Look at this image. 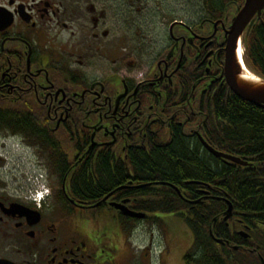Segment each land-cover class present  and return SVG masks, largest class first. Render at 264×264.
<instances>
[{
  "label": "flooded vegetation",
  "instance_id": "1",
  "mask_svg": "<svg viewBox=\"0 0 264 264\" xmlns=\"http://www.w3.org/2000/svg\"><path fill=\"white\" fill-rule=\"evenodd\" d=\"M159 9L156 0H0V134L32 148L50 187L39 207L0 177V264H156L153 229L163 211L155 205L165 195L173 204L175 193L184 215L206 219L214 264H264L263 159L250 145L230 154L207 142L239 162L218 158L203 142L226 84L231 21L217 24L209 12L193 26ZM178 142L191 153L177 158V182L142 173L141 164L156 165ZM183 158L199 166L211 159V174H194ZM227 169L236 198L221 178ZM113 202L147 216L127 217ZM147 233L135 255L132 237ZM163 254L160 263L174 264Z\"/></svg>",
  "mask_w": 264,
  "mask_h": 264
},
{
  "label": "trees",
  "instance_id": "2",
  "mask_svg": "<svg viewBox=\"0 0 264 264\" xmlns=\"http://www.w3.org/2000/svg\"><path fill=\"white\" fill-rule=\"evenodd\" d=\"M243 2L244 0H206V8H208L210 13L215 17H225L228 15V12H226V6L229 4H232V6L235 4V6H237V3L243 4ZM247 28L248 29L244 37V47L246 49L245 60L251 70H253L258 76L264 78V11L261 19L256 18ZM216 94L217 95H214L216 97L215 104L217 105L218 103L214 111V117L216 120L214 122V120L211 119L210 124L208 123V127L205 128L203 133V136L206 137L207 142L213 146H216L218 150L220 149V151L223 150L230 154L235 153V150L242 151L245 149V147H247V145H250L253 154L258 155L260 159L262 158L264 161V108L257 107L255 104L246 102L242 98L238 97L230 90L229 86H227V83L222 84L221 91L216 92ZM10 127L11 125L9 124V128ZM213 135H216L215 137L217 138H220V136L231 137L235 135L239 136L240 138H231L227 141H222L221 139L214 140L212 137ZM177 146L178 151H176V153H171L167 156L157 154L156 165H152L150 163L141 164L139 167L142 173H152L153 175L158 173L163 174L165 177H167L166 180L170 179L169 176H172L171 180L177 182V175L184 172V168H182V162L180 163V160L177 158H181L183 155H188L191 153L190 149L185 150L182 144L179 145V142ZM206 153H208L207 150H205V154ZM183 159L185 160V165L188 164L190 171L194 174L198 175V171H200V169L205 171V175L211 174V171L209 170L213 165L211 159L209 160L204 158V166L201 164L199 166L196 161L193 162L190 159ZM217 160L220 163H223L219 159ZM223 167L225 168L227 166ZM192 168H194V170ZM229 169L222 173L221 178H223V183L228 184L227 186H229L226 192L229 193V196L234 198L236 195V197H238V194H236L238 192L236 186H233V182L228 175ZM239 181L242 180L239 179ZM244 181L247 180L244 179ZM249 190V188L244 186V188L242 187L240 189V192H242V197L245 193L249 198H253L254 203L252 205L254 206L257 204L255 199L256 197L248 194ZM169 196L165 195V201H163V197H160V200L157 201L159 204H156L155 206L158 208L161 207V210L167 214L175 212L179 213V215L182 214L181 216L183 217L184 222H186L190 230L194 233L193 249L188 253V255H186L187 264H194V262L196 264H214L206 250L207 246L205 239L208 233V223L205 221L206 219L201 213L196 214L194 219L184 215L181 210L182 206H184L186 202L182 201V198H180L175 193L174 197H171L174 201L173 204L168 205L169 202L166 200H168ZM133 207L136 208V204L133 205ZM201 209L202 208L200 207V211ZM216 209L217 207L211 208V213H213ZM221 255L222 254L220 252H216L215 258L221 257Z\"/></svg>",
  "mask_w": 264,
  "mask_h": 264
},
{
  "label": "rangeland",
  "instance_id": "3",
  "mask_svg": "<svg viewBox=\"0 0 264 264\" xmlns=\"http://www.w3.org/2000/svg\"><path fill=\"white\" fill-rule=\"evenodd\" d=\"M156 1L157 7L160 8L159 11L163 14V17H166L167 15L168 20L170 18L172 20V17H185L189 20L190 24L194 26L207 15V9L205 8L206 0ZM178 2H183V6L185 7L183 9H187L188 14L186 12L184 14L177 12V9L180 8V6L177 5ZM163 10H165V12H163ZM163 31L164 30H161V28L158 27L152 32L155 33L157 39H160L165 35ZM7 137V135L0 134V177H2V180L8 185V187L12 188L15 193L18 191L21 192L22 190L25 192V195H29L31 190L29 182L32 184L33 177H36L35 174L44 173V170L39 168L38 158L33 154L32 148L25 144L21 137ZM157 218V222L160 225H157L158 227L155 228V230L153 229L155 234V245H159V247H155L153 250L156 264H159L161 261L159 256H162V251L165 252L163 256L172 255V261L174 264H187L186 255H188L193 249L194 233L191 232L187 224L183 221V218L178 215L173 213L166 214L163 212L158 213ZM142 237L144 239L143 241L137 240L135 236L132 237V246H134V250L138 253L135 252V255H139L142 248L147 246L151 239V235L148 233L146 236H141V238ZM161 239L163 240V248L161 247L162 242H159ZM169 249L171 250L170 253ZM194 264L196 263L194 262Z\"/></svg>",
  "mask_w": 264,
  "mask_h": 264
},
{
  "label": "water",
  "instance_id": "4",
  "mask_svg": "<svg viewBox=\"0 0 264 264\" xmlns=\"http://www.w3.org/2000/svg\"><path fill=\"white\" fill-rule=\"evenodd\" d=\"M264 11V0H245L242 8L238 9V12L232 17L231 24L225 29L226 40V56L224 64V74L226 82H228L232 91L247 102H252L258 107H264V79L259 78L252 74L250 70H247L245 61L243 60V54L240 55V48H242L244 35L247 27L252 23L255 18L261 19ZM218 23H223L220 20ZM256 77V78H255ZM204 145L209 148L217 157H226L234 159L239 162V158L230 157L219 153L214 148L209 146L206 141ZM115 209H119L120 212L126 216L133 217H145V213H136L132 211L125 203H112ZM233 209L230 205L228 208V214L225 217L231 215Z\"/></svg>",
  "mask_w": 264,
  "mask_h": 264
},
{
  "label": "bare ground",
  "instance_id": "5",
  "mask_svg": "<svg viewBox=\"0 0 264 264\" xmlns=\"http://www.w3.org/2000/svg\"><path fill=\"white\" fill-rule=\"evenodd\" d=\"M241 50H242V54H243V49L240 48V52H241ZM242 54L240 53L241 56H242ZM255 76L258 77V75H255ZM255 78H256V77H255ZM257 107H258V106H257ZM260 108H261V107H260ZM263 108H264V107H263ZM211 147H212V146H211ZM207 148H208V147H207ZM212 148H213V147H212ZM208 150H209V148H208ZM209 151H211V150H209ZM211 152H212V151H211ZM212 153H213V152H212ZM219 153H220V152H219ZM221 153L224 154L223 152H221ZM213 155H214L215 157H217L214 153H213ZM224 155H227V154H224ZM228 156H230V155H228ZM230 157H232V156H230ZM234 157H235V156H234ZM218 158H219V157H218ZM222 158H226V157H222ZM228 159H229V158H228ZM228 208H229V207H228ZM227 212H228V210H227ZM227 212H226V216H227V214H228ZM231 214H232V213H231ZM229 217H230V216H229ZM229 217H228V218H229Z\"/></svg>",
  "mask_w": 264,
  "mask_h": 264
}]
</instances>
